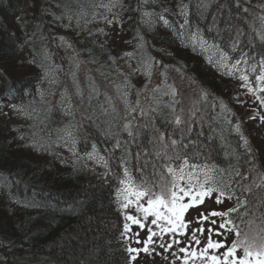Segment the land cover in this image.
<instances>
[{
	"label": "trees",
	"instance_id": "trees-1",
	"mask_svg": "<svg viewBox=\"0 0 264 264\" xmlns=\"http://www.w3.org/2000/svg\"><path fill=\"white\" fill-rule=\"evenodd\" d=\"M261 16L264 0H0V264H130L121 181L138 185L159 167L152 125L180 139L170 110L140 109L172 86L187 119L181 82L199 109L189 163L231 179L222 211L247 203L227 218L230 245L259 251L264 135L243 87L262 74Z\"/></svg>",
	"mask_w": 264,
	"mask_h": 264
},
{
	"label": "snow or ice",
	"instance_id": "snow-or-ice-1",
	"mask_svg": "<svg viewBox=\"0 0 264 264\" xmlns=\"http://www.w3.org/2000/svg\"><path fill=\"white\" fill-rule=\"evenodd\" d=\"M261 22V28L258 32L260 38L264 40V16L258 18ZM111 23V21H109ZM242 35L237 30V35L235 39V44L239 43V36ZM247 62V61H245ZM157 64L160 61H156ZM239 63V62H237ZM261 75L256 77L258 82L264 81V58L259 61ZM144 65L146 70L149 71V75L151 74L150 69L152 64L149 62V58L145 57ZM78 67V65H77ZM166 67V66H164ZM45 75L47 76L48 73L46 72ZM164 75V73H161ZM241 79L247 80L246 76H242ZM51 83H55V80H52ZM251 91V89H249ZM98 90L93 88L92 92L96 93ZM154 95L151 99L154 101V106L150 109H140L142 116H149V111L153 114H157L160 112H165L170 110L171 116V123H174L177 126V129L180 131V139L173 138V134H167L165 132H161L158 129L153 127V139L150 143L153 144L155 148V156L159 161V167L156 164L153 165V173L152 179L149 180L147 178L143 179L140 184L132 185L131 188L123 189L125 193L124 199L126 202L121 204V207L127 209L130 204L135 202L137 211H142L144 214V218L147 219L149 215L154 217L151 220V224L156 226L159 229V232L152 231L151 228L148 229L149 235L146 240L143 242L137 241V243H143L144 247L142 249L136 248H128L129 253H139L143 251L145 253L149 252L148 245L149 243H154L153 237L157 235H164V234H177L181 229L186 227V223L184 221L185 213L194 207H197L204 203V198L215 195V202L220 204L222 202L221 197L226 195V190H231L234 194V190H232L231 185L232 181L229 179L227 182L224 180H217L215 179L214 169L209 168L208 166L204 165H197V164H190L189 160L190 157L187 155L186 150L192 145V141H188L185 143V139L187 138L188 134L192 131V124L195 122L193 117L196 116V113L199 109L195 108V103L193 102V107L189 109V115L187 119L183 118L184 109L180 110V113L176 111V105L178 101L175 100V96L177 95V90L175 87L172 86H158L156 89L152 90ZM77 94H80L79 87L77 86ZM203 95V93H202ZM172 97L170 101L164 103V97ZM258 99H260L258 97ZM262 104H264V100H262ZM15 108V106H12ZM115 111V109H112ZM151 120L144 125L145 128L149 127L151 124ZM181 125H187V128L180 127ZM129 125L126 123L124 125L125 129H128ZM69 137L72 136L71 131L66 133ZM129 135H132V132H129ZM74 142V140H73ZM119 147V144H117ZM91 158V156H90ZM176 165V166H174ZM221 174L224 173L225 170L219 169L218 170ZM203 176V179H200V176ZM235 175L240 178V180L246 179L245 176L241 175V173L236 172ZM159 176V179L156 177ZM170 177V179H166ZM183 182V184L181 183ZM121 183H125V181H121ZM259 187V186H258ZM156 189H159L157 191ZM243 191L250 193L251 188L248 186L243 187ZM133 197V199H130ZM188 198V202H184L185 198ZM228 199H231V195L227 196ZM142 199H146L147 206L140 203ZM246 201L238 200L236 208H230L226 211H216L212 210L208 213H200L197 217V222H203L207 220L209 217H220L223 222L218 225V228L212 229L210 228L208 231L215 232L217 235H222L221 230H229V226L231 225L233 228L237 226L233 224L231 219H227L231 213L237 211V208L242 204H246ZM126 219L132 221V223L139 225L140 228H144L145 224L142 223L139 219L134 217L133 215L129 214L126 216ZM163 221L164 224L161 225ZM211 224L216 225L217 221L215 219L211 220ZM125 232L129 231V225L126 223L124 225ZM195 231L203 232L204 229H197ZM237 235L239 232L237 231ZM195 239V237H193ZM173 243H179V241H173ZM196 243L199 244L200 241L196 240ZM240 245H245L244 247V255L243 257H238L236 253V248ZM159 247L164 249V251H168L172 247V243H168L165 247L164 244H160ZM226 245L223 243L216 241L213 242L211 238H209L207 246L201 252L203 256L204 253L208 251V249H220L225 248ZM251 245L247 244V241H234L231 247H226V251L223 252L222 257L212 255L207 257L211 260L212 264H253V261L248 259L255 255L257 259L255 260L254 264H264V244L260 246V250L253 253L250 250ZM180 252L184 253L187 252L186 248H180ZM192 256L195 257L196 253L193 252ZM130 259H136L135 256H130ZM182 264H186V258L182 260Z\"/></svg>",
	"mask_w": 264,
	"mask_h": 264
},
{
	"label": "rangeland",
	"instance_id": "rangeland-1",
	"mask_svg": "<svg viewBox=\"0 0 264 264\" xmlns=\"http://www.w3.org/2000/svg\"><path fill=\"white\" fill-rule=\"evenodd\" d=\"M244 66H239L240 72L243 70ZM259 76V75H258ZM257 81V80H256ZM258 84V86H256ZM181 96L179 97L180 100L185 104V109H189L193 107V102H196V94L195 92L191 91L185 85V82H181ZM251 89V91L249 90ZM187 91V92H186ZM243 91H245V96L249 98L246 101L245 106L255 110V113L258 115V124L260 132L264 135V111L262 109L261 104L258 101V97L264 100V85L260 84L258 81L253 85L250 84L249 81L245 83L243 87ZM196 106V103H195ZM125 183H121V204L126 202L124 199L125 193L123 189L131 188L133 185L128 179H124ZM120 185V186H121ZM120 191V190H119ZM133 199V197H130ZM184 202H188V198H185ZM140 203L147 206L146 199H142ZM228 205V202L222 200L220 204L215 202L214 194L212 196L204 198V203L189 209L184 215V221L186 223V227L181 229L177 234H164V235H157L153 237L154 243H149L148 248L149 252L145 253L140 251L139 253L133 252L129 253L130 256H135L136 259H130V264H182V260L186 258V264H212L211 260L207 257L212 255H216L222 257L223 252L226 251V247H231L232 236L229 230H221L222 235H217L215 232H209L210 228L216 229L218 225L223 222L220 217H209L207 220L203 222H197V217L200 213H208L212 210L222 211V209ZM133 215L137 219H139L142 223L145 224L144 228H140L139 225L132 223L126 219L127 215ZM122 217L124 220V225L127 223L129 225V231L125 232L123 230V245L128 251V248H136L142 249L144 247L143 243H137V241L143 242L147 239L149 232L148 229L151 228L154 232H159V229L151 224V220L154 218L151 215L147 219L144 218V214L142 211H137L136 204L133 202L127 209L122 208ZM215 219L217 221L216 225L211 224V220ZM161 225L164 224L163 221L159 222ZM203 228L204 231H195L197 229ZM195 237V239H193ZM211 238L213 242L219 241L226 245L225 248L220 249H208L204 255H201L203 249L207 246L208 240ZM179 241V243H173V241ZM196 240H199L200 243L197 244ZM168 243H172V247L168 251H164L160 244H164L165 247ZM180 248H186L187 252H180ZM195 252L196 256L193 257L192 253ZM238 257H243L240 250H236L235 253ZM240 254V255H239ZM248 259L253 261V264L257 257L255 255L248 257Z\"/></svg>",
	"mask_w": 264,
	"mask_h": 264
}]
</instances>
